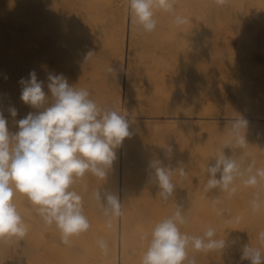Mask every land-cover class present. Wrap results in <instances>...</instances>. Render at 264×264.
Returning a JSON list of instances; mask_svg holds the SVG:
<instances>
[{
  "label": "bare ground",
  "instance_id": "bare-ground-1",
  "mask_svg": "<svg viewBox=\"0 0 264 264\" xmlns=\"http://www.w3.org/2000/svg\"><path fill=\"white\" fill-rule=\"evenodd\" d=\"M15 2L12 4V1H5L3 4L0 3V6L2 5L5 11H9L8 13L6 12L7 20L8 17L10 19L9 22L12 21L11 23H14L15 21V23L22 24L15 31L12 30L13 28L7 29H10V33L16 38H18L19 34L17 40L23 43V51L17 46V40L13 36L12 38L16 42L14 44L9 42L12 46L14 45V47L10 45L13 50L7 43L11 51L9 53L13 55L0 54V77L2 74L5 76V65L7 63L5 59L16 60L19 64L16 66L17 71L15 74L18 73L23 76L25 74L24 79H28L26 74L35 70L36 74L42 76L44 91L46 95L50 96L47 88L48 75L50 73H62L71 86L88 90L90 98L99 107H109L115 111L122 107L125 114L129 115V113H132L129 115L132 125L130 130L134 132L132 137L137 136L140 131L138 125L146 121L147 118L168 117L167 124H181L184 122V118L188 117L186 113L188 107L185 105L183 106L184 110L178 113H171L170 111L161 114L160 110L162 107L156 112L149 111L144 107L137 111H132L137 96L141 97L143 92L141 90L137 94L135 91L133 93L131 84L136 82L137 77L134 72L136 70L134 69V62L147 60L144 56L148 53L140 49L142 45L139 40H143L147 34H140L139 26L134 23L130 14L128 0H17ZM184 2L185 0H177L176 14L188 17L190 23L180 28L173 25L172 15L157 11V22L160 23V26H157L156 29L160 34H157L155 30L153 36L154 41L158 42L160 49H158L159 51L156 50L157 52L151 56L154 57L161 52L177 59L181 55L182 59L187 60L192 66L206 62L207 64L202 68L201 76L203 81L212 85L215 89L229 84L237 89L241 96H246V98L240 99L246 106L243 109L239 104H232V98L230 99L228 95L231 89H227L224 90L227 91L226 93H220L221 95L217 98V101L210 103L199 102L190 106L189 114L196 113L201 119H214L222 124H229L233 119L242 117L248 123H254L260 130L259 133L264 136V46L261 49V53L259 49L252 48L255 44L252 43L250 36L244 33L237 41L239 42L238 44L246 46L245 51H230L227 47H229L232 40L226 41V36L225 34L223 35V28L220 27L218 18L213 13V9L216 7L215 0H205L204 3L206 5L201 6V4L197 13L196 9L184 8ZM9 8H11V12L8 10ZM5 11L3 12L5 13ZM4 16L1 17L5 19ZM243 22V25H249L247 23H250L255 30L263 28L264 9H261L260 13H249ZM2 27L4 28L1 25L0 31H2ZM247 32L248 30H246ZM3 33L9 34L8 31ZM162 33H164L163 38L161 36ZM6 35H4L6 42L12 41V39L8 40L11 34L7 35L9 36L8 38H6ZM21 35L25 37L22 39ZM194 37L198 40L194 39L196 44L189 49V44H194L192 41ZM4 45L7 50L6 44ZM15 45L20 49L15 50ZM16 51H18V54ZM88 51L94 52V55L86 61L85 55ZM225 53L227 55H223ZM102 55H108L110 61H101ZM158 60L162 66H166L165 61ZM109 66L117 69L119 72L118 77L107 73L106 69ZM158 68L161 69L162 67L159 66ZM177 70L180 74L188 73V70L180 61H177L175 68L172 69V71ZM18 74L17 76H19ZM14 75H12L14 81L7 77L10 80V82L9 80L6 81L7 84L9 82V86L4 85L5 87H3L2 82H0V85H2L0 87V111L3 112L7 121L12 122L13 126L8 123L11 127L9 128L10 130L14 127L11 133L18 131L17 121L25 117L31 110L29 109L30 106L25 105L20 100L21 79ZM4 78L6 77L1 80H5ZM3 82L5 83V81ZM194 89L198 99H203L208 91V88L203 85L194 86ZM252 92H254L253 99L250 97ZM238 106L240 109H237ZM11 107L17 109L18 114L16 117L11 116L9 112ZM33 110L32 112L39 111L37 109ZM153 121L158 123L163 120L155 119ZM208 121L205 120V123H209ZM148 133L149 130L146 134ZM174 134L175 132L165 133L161 136L159 132L149 134L153 136L154 143L146 149L140 147L138 149L139 154L136 150V144H134L130 154L124 151L126 141L129 139L126 138L123 142L120 179L118 161H116L114 171L109 174L106 181L91 174H86L80 179L79 183L78 181L75 182L73 185L74 190H76V185L86 183L84 192L79 188L77 192L79 193V190H81L83 193L82 198L85 202H83V209L91 225L88 230L89 234L86 232L80 234V248L76 247V251H72L73 255L77 254L76 256H79V264H97L99 262L104 264H129L131 258L135 256L134 253L143 247L140 244L142 237H146V242L148 243L147 240L151 236L154 225L160 220L171 216L176 210V204L183 208L186 218L189 215H192L193 218L196 216V219L216 216L219 221L218 232L228 229L232 223H226V221L239 215L242 217L239 223L240 226L237 225L232 228L235 231L234 238L239 237V243L236 248L238 250L241 248V237L243 239L250 238L258 242L257 234L260 230H264V208L253 212L251 201L253 194L256 192H259L261 198L264 199L263 183L258 184L259 186L257 185L253 189H244L242 186H238V184L242 185L238 179L236 181L237 191L231 197L227 193L219 192L215 189L210 192L203 190L199 193L198 191L195 192V195H192L194 192L192 194L190 192L193 186H186L183 184L185 181H182V183L178 182V177L174 176L173 181L177 183L176 195L166 203L161 201L158 195V187L151 183L149 178V183L146 185L148 187L142 185L143 188H139V183L142 182H139L138 179L145 174L149 177L148 173L150 171L149 167L140 166L142 161L160 159L166 164L167 153L165 149L170 147L169 140L174 138V141L181 145L186 144L185 139L175 137ZM134 151L136 152L135 154ZM258 158H262V156ZM131 160L133 162H130ZM138 166L139 170L133 174L132 171H136ZM100 187L101 190H99ZM97 189L102 201L106 191L118 192L121 197L123 214L112 220L111 227L107 225L106 218L102 215L100 202L96 199L95 193ZM141 195L145 198L143 204L139 205L142 202L141 199H143ZM201 198L205 199L203 200L204 202L207 201L209 203L206 209L200 210L199 207L195 206L200 203ZM213 198L221 200L222 205H220V208L228 210L224 216H218L214 211L211 203ZM95 200L99 203L94 205L92 203ZM197 201L199 202L197 203ZM90 205H94L93 210H88ZM201 205L200 207H202ZM19 208L28 229L25 236L26 248L24 249L27 253V255L25 254V259H27L28 264H60L61 262L59 263L55 259L56 251H54V255L52 249L50 250L52 248L50 244H54L53 241L57 242L55 240H58L61 235L59 230L55 225L47 226L43 222L26 196H24V204ZM190 223L189 225L191 226ZM187 225L188 223L182 226L181 231L188 234L190 227ZM195 225L197 233V224ZM191 227L194 228V226ZM200 228L198 227V233L202 229ZM191 230L195 232L193 229ZM101 238L108 242L109 251L107 255L102 254L97 246V240ZM2 251L0 252V262L3 261L4 263L2 264H6L10 254L6 257L4 253H8L11 250L3 248ZM231 251L237 254L235 248L232 247L222 253V257L232 260L234 263L238 262L236 254H231ZM98 252H101V254H97ZM137 253L139 254V252ZM98 255H100L99 259H97ZM56 258L58 257L56 256ZM8 263H11V261ZM245 264H250V262L246 260Z\"/></svg>",
  "mask_w": 264,
  "mask_h": 264
},
{
  "label": "clouds",
  "instance_id": "clouds-1",
  "mask_svg": "<svg viewBox=\"0 0 264 264\" xmlns=\"http://www.w3.org/2000/svg\"><path fill=\"white\" fill-rule=\"evenodd\" d=\"M228 0H215L223 7ZM177 0H128L130 14L139 26L140 34H151L157 28V11L173 16V25L180 28L190 23L186 16L176 14ZM94 52L88 51L85 60ZM107 73L118 77L116 68L109 66ZM47 88L38 80L35 70L29 78H21L20 100L37 112H29L17 121L18 131L11 133L8 121L0 111V239L7 237L23 238L27 225L18 211L14 198L17 193L27 197L37 214L47 226H53L61 233L62 242L68 244L70 238L87 232L90 222L84 213L82 196L73 185L86 174L105 180L114 171L118 159L117 150L126 138L134 132L129 118L115 110L101 108L90 98L86 89L71 86L61 74H49ZM9 112L16 117L18 112L11 107ZM248 121L238 117L230 121L228 136L230 142L222 150L218 149L214 164L204 171L207 174L205 192L218 190L229 197L237 191L236 181L244 186L255 187L264 183V168H255V161L246 166L226 155L225 149L243 150L248 146L246 132ZM167 159L172 160L173 150L167 149ZM149 180L155 184L162 202L166 203L176 195L177 183L186 180L188 173L183 163L173 167L160 159L149 163ZM219 174V178H217ZM96 199L100 202L102 215L111 227L112 220L122 216V200L118 192L106 191L103 201L97 189ZM219 200L212 206L218 216H224L227 209L217 207ZM253 212L264 208V199L259 192L253 194ZM230 215V213H229ZM237 215L226 223H240ZM188 223L183 208L176 204V210L157 222L152 231L140 264H197L193 253H224L239 243V237L217 238L215 228L207 227L202 235H189L181 231ZM142 239H147L142 237ZM260 247L244 244L240 248V260L250 264H264V230L257 234ZM102 254L109 251L108 242L97 240Z\"/></svg>",
  "mask_w": 264,
  "mask_h": 264
},
{
  "label": "rangeland",
  "instance_id": "rangeland-1",
  "mask_svg": "<svg viewBox=\"0 0 264 264\" xmlns=\"http://www.w3.org/2000/svg\"><path fill=\"white\" fill-rule=\"evenodd\" d=\"M2 0H0L1 3ZM5 1L9 2L12 1L16 3L15 1L17 0H3V2L1 4H3ZM205 0H185L184 2V8L186 9H196V13L198 12V10H200L199 6H203L205 3ZM206 5V4H205ZM2 6V5H1ZM0 8L3 9V6ZM214 7L213 9V13H215L216 17L218 18V22L220 27L223 28V35L225 34L226 36V41L229 42L230 40H232V42L229 44V47H227V49H229L230 51L233 52H244L246 49V46L242 45V44H238L239 42L237 41L239 37H241L244 33L248 34L252 40V43L255 44L254 46H252V48H256L259 49V52L261 53V49L264 46V27L258 30H255L253 28L252 25H250V23H247L249 25H243L242 23L243 20L246 18V16L249 13L255 12V13H260L261 9H264V1L263 0H228V3L223 6H217ZM260 6V7H259ZM0 10V18H2L1 16H4V18H2L0 20V26H4V28L2 27V31H0L1 35H0V54L2 55H13L10 54L9 52H11L8 48V46L11 48V44L16 42V40L19 38V34H18V38H16V36H14V39H16L14 41V39L12 38V33L10 29H12L13 31L17 30L18 28L21 27V25L19 23H11L9 22V17L7 20V11H5V8L3 10ZM8 10H10L11 12V8H9ZM259 10V11H258ZM5 11V13L3 12ZM3 12V13H2ZM157 15L158 13H156V19H157ZM214 16V14H212ZM215 17V16H214ZM6 20V21H3ZM242 24V25H241ZM262 24L264 25V22H262ZM157 26H160V23L157 22ZM247 27V29H246ZM259 27V26H258ZM10 28V29H7ZM1 29V28H0ZM8 31V33H5L7 35L6 38L12 39V41H8L5 39L4 37V31ZM10 30V31H9ZM246 30H248V32L246 33ZM157 34H160L157 29H156ZM154 33L151 34H147L145 35L143 40H139V43L142 45V47L140 48L141 51L146 52L148 54H145L144 57L147 58V60L145 61H135L134 62V72H135V76L136 77V82L132 83V89H133V93L135 91V93H139V91L143 90L141 97L138 95L137 99L135 101V104L133 105V109L132 111H137L138 109L144 107L145 109L152 111V112H156L159 110V108L162 107V109L160 110L161 114H165L166 112H170L171 113H178L181 112L182 110H184V105L186 107H188L186 109V113L188 117L184 118V122L181 124H167V118L168 117H156V118H147L146 121L142 122V124L138 125L140 127V131L138 132L137 136H134L132 138H129L126 141L125 147H124V151H127L128 154L131 153V150L134 148V144H136V150L137 153L139 154V148L142 147L143 149L145 148H149L150 146L153 145L154 143V138L152 135H149L153 132H159L160 136L162 134L165 133H169V132H175L174 136L175 137H179L182 139H185L186 144L181 145L180 143L174 141V138L169 140V146L172 148L173 150V156H172V160L169 161L167 159L166 161V165L171 163V165L173 167L177 166L178 163H183L185 167L188 176L186 180L183 184H185L186 186H193L192 187V191L190 192L192 194V192H194L192 195H195V192L200 193V191L205 190L204 186L207 182V174L204 171V169L210 164H214L215 162V156L217 153V150L220 149L222 150L224 145L226 143L230 142V138L228 136V126L229 124H222L219 123L218 120H214V119H201L199 118L198 114L196 113H192L189 114V107L193 106L199 102H206V103H210L213 101H217V98L220 97V93H226L227 89H231L230 92H228L231 103L233 104H239L241 105V108L244 109L245 103L241 102L240 99H244L246 98V96H241L239 91L233 87H231L229 84L225 85V87H221V88H217L215 89L212 85L210 84H206L203 81V77L202 75V68L207 64L206 62L204 63H200L199 65H195L192 66L187 60L182 59L181 55L178 56L177 59L172 58L169 55H164V53H157L158 55L152 57L151 55H153L155 52H157L156 50L160 49L158 42L154 41ZM3 36V37H2ZM162 38L164 36V33H162ZM20 37H25L24 35H21ZM143 37V35H142ZM3 38V39H2ZM193 43L194 44H189V49L191 47H193L196 42L194 41V39L198 40L196 37L192 38ZM5 40V41H2ZM191 41V40H190ZM6 42V43H5ZM10 42V43H9ZM143 42V43H142ZM7 43L8 46H7ZM19 43V44H18ZM190 43V42H189ZM6 44L7 46V51L6 47H4ZM22 44L19 40H17V46H19L21 48V51H23L22 48ZM11 45V46H10ZM15 45V50L20 49ZM14 47V45L12 46ZM5 49V51H4ZM3 50V51H2ZM11 50H13L11 48ZM159 51V50H158ZM14 52V51H12ZM18 54V51H16ZM20 52V51H19ZM21 54V52H20ZM223 55H227L226 53ZM143 57V58H144ZM226 58V57H225ZM101 61L103 62H108L110 61V58L108 57V55H102L101 56ZM161 59L163 61L166 62V66H162L159 63V60ZM7 61L6 65H5V76H3V74L1 75V77H8L10 78L11 81H14V78L12 75L15 74V72L17 71V65L19 64L18 61L16 60H8L5 59ZM177 61L182 62V64L184 65V67L188 70V73H184V74H180L177 71H172V69L175 68ZM162 67L161 69H159L158 67ZM18 74V73H17ZM17 74H15L14 76H17ZM28 74V73H27ZM26 77L29 78V74ZM19 75V74H18ZM124 76V74H123ZM0 77V78H1ZM2 77V78H3ZM1 78V79H2ZM4 78L5 80H1L0 82H2L3 87L9 86V82L10 80L7 78ZM13 78V79H12ZM18 79L21 78H25V74L23 75H19L17 76ZM17 78L15 77V79L17 80ZM37 78L38 80L42 81V76L40 74H37ZM249 78V77H247ZM8 84L6 81H8ZM123 80V78H122ZM5 81V83L3 82ZM1 84V83H0ZM2 85H0V87H2ZM203 85L204 87L208 88V91L206 92L205 96L203 99H198L196 97V91L194 89V86H200ZM233 88V89H232ZM9 89V88H8ZM50 94V93H49ZM134 94V95H136ZM251 99L254 98V92H252L251 94ZM107 109H112L109 107H105ZM31 109L30 111H34L31 107L29 108ZM237 109H240V107L238 106ZM29 111V112H30ZM117 112L127 116L128 118L130 117L129 115L132 113L125 114L123 112V108L120 107V109L117 110ZM189 114V115H188ZM197 115V116H196ZM23 118V117H22ZM163 120L161 122L155 123L153 120ZM205 120H209V123H205ZM8 123L12 124V122L8 121ZM16 125V124H15ZM14 125V126H15ZM13 126V124H12ZM9 128L10 125H8ZM14 127H12L13 129ZM11 129V130H12ZM10 129L9 131L12 132ZM149 130V133L146 134V132ZM260 130H258V128L254 125V123H248V129L246 132V139L247 142L249 143L248 146L243 149V150H238V149H233L231 152V149H225V154L226 155H233L234 159H237L239 162H241L243 165H247L249 162L251 161H255V168H264V136H262L259 133ZM259 133V134H258ZM133 139V140H132ZM168 149V148H167ZM167 149H165V152L167 153ZM122 151H123V145L121 148L118 149L117 154H118V171H119V179H120V169H121V156H122ZM136 152L134 151V154ZM256 155V157H254ZM259 156H262V158H258ZM130 162H133V160H131ZM149 163L150 161L147 162H141V167L145 166V167H149ZM139 170V166L137 167L136 171H132L133 174H135L137 171ZM148 176L145 174L143 176H141L138 181L142 182L139 183V188H143L142 185L146 186L149 181H148ZM217 178H219V174H217ZM78 183L80 182V180H77ZM182 183V181H180ZM85 183V182H84ZM86 184V183H85ZM85 184H79L78 186L76 185V192L79 189H82L84 192L85 189ZM83 185V186H81ZM80 186V187H79ZM238 186H242L244 189H253L254 187H248V186H244L243 184H238ZM259 186V185H258ZM148 187V186H146ZM263 188H264V183H263ZM75 189V188H73ZM242 189V188H241ZM99 190H101V187L99 188ZM86 191V190H85ZM263 191V190H262ZM81 192V193H80ZM88 192V190H87ZM78 193V192H77ZM79 193L81 194V196H83L82 191L79 190ZM78 193V194H79ZM264 194V192H263ZM86 195V194H84ZM197 195V193H196ZM22 196V197H21ZM142 196V195H141ZM140 196V197H141ZM16 198H14V203L16 204V207L18 209V211L20 212L21 209L19 207H21L24 204V196L22 194L17 193ZM143 199L142 202L139 203V205H142L144 202V198L145 197H141ZM17 199V201H16ZM94 199V198H93ZM92 199V200H93ZM202 200H200V203L195 205L197 207L201 209H206L209 206V203H207V201H203L205 199L201 198ZM212 200H215V198H213ZM216 200H218L216 198ZM20 201H23L20 203ZM201 201H202V205H201ZM209 201V200H208ZM211 201V200H210ZM221 201V200H219ZM226 201V200H225ZM82 202L83 198H82ZM199 201H197L198 203ZM204 202V203H203ZM85 203V202H84ZM98 204L95 201H93L92 204L95 205ZM212 203V202H211ZM205 204V205H204ZM208 204V205H207ZM93 205V206H94ZM200 205L202 207H200ZM204 205V206H203ZM220 205L221 202L219 203L218 207H221ZM93 206L90 205L88 206V210H93ZM204 207V208H203ZM91 212V211H90ZM89 212V213H90ZM21 213V212H20ZM196 217V216H195ZM193 218L192 215H189L187 217V221H188V225L191 229H193L195 231L196 225L197 224V233H198V227L200 228L201 225V230L199 231V233L197 234L196 231L192 232V230L189 228L188 229V234L189 235H202L203 231L211 226L213 228H215L216 230V235L217 238H224V239H228V238H234V229H232L233 227L235 228L237 225L240 226V224H236V223H232L228 229H224L222 231L218 232V228H219V221L218 219H216V216H207V217H200L198 219ZM193 219L192 221L195 222L192 225V221L191 219ZM200 225H199V222ZM25 222V221H24ZM192 222V223H190ZM189 223L191 224V226H194V228H192ZM218 224V225H217ZM191 230V231H190ZM87 234H89V231L86 232ZM9 237L6 238H2L0 239V252L4 249H10L11 251L8 253H4V255L7 257L8 259L6 260V264L8 262L11 261L12 264H28L27 259L26 258V251H24V249L26 248V242H25V237L23 238H19V237ZM80 235L78 236H73L70 238V241L68 244H64L62 242V238L61 235L59 236L58 240H55L57 242H54V244H50V250L52 249V253L54 254V251H56V256L58 258L55 259L58 260V262L60 264H79L80 263V258L79 256H76L77 254L73 255L72 251H76V247L80 248V242L79 239ZM150 239V237H149ZM9 240V241H8ZM148 241V240H147ZM240 241H242L241 243V247L244 244H251L254 247H260L259 243L256 240L250 239V238H242L240 239ZM12 243V245H11ZM57 243V244H55ZM140 244L143 246L141 247L142 250L146 249L147 246V242L146 239H142V241H140ZM25 246V247H24ZM55 246V247H54ZM59 247V248H58ZM57 248V249H56ZM237 254L233 251H231V254H236V259L238 262H232V260H227L226 258L222 257V253L219 251H212L209 252L207 254L205 253H193L191 250L189 251V255H195L196 259H197V264H245L246 260L241 261L240 260V250H238L236 248V246H234ZM136 251L134 253V257L131 258L129 264H140L139 261H141V257L143 255V252H141L142 250ZM15 250V251H14ZM58 250V252H57ZM262 253H264V249H261ZM3 252V251H2ZM139 252V254L137 253ZM2 254V253H1ZM26 254V255H25ZM54 254V255H55ZM97 254H101V252H98ZM25 255V257H24ZM139 255V258H138ZM11 256V258H10ZM70 257V258H69ZM202 257V258H200ZM10 258V260H9ZM100 258V255H98V258ZM4 261L5 259L2 258ZM137 260V261H136ZM135 261V262H134ZM4 263L3 261L0 262V264ZM8 263V264H11ZM97 264H104L103 262H99ZM106 264V263H105Z\"/></svg>",
  "mask_w": 264,
  "mask_h": 264
}]
</instances>
